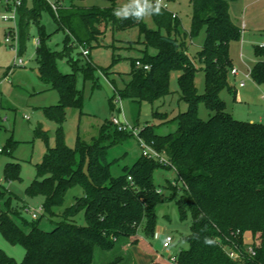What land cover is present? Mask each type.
Returning <instances> with one entry per match:
<instances>
[{
    "label": "trees",
    "instance_id": "16d2710c",
    "mask_svg": "<svg viewBox=\"0 0 264 264\" xmlns=\"http://www.w3.org/2000/svg\"><path fill=\"white\" fill-rule=\"evenodd\" d=\"M58 1L55 10L45 0H31L30 4L23 1L17 8L18 53L25 49L29 26L34 21L38 73L57 90L60 100L46 109L48 117L58 125L54 145L47 146L41 161L35 164L34 178L25 189L28 196H42L41 213L30 221L23 218L12 206L9 193L5 199L7 191L0 189V234L9 244L24 249L20 261L0 249V264H93L96 248L101 250L96 257H101V264H136L130 248L138 242L139 229L147 240L154 237L156 206L164 198L162 188L153 181L157 168L174 171L181 186V194L175 200L179 217L184 219L188 213L191 219L190 232L183 237L188 246L181 248L173 261L168 260L170 264H264V122L235 119L221 97L223 90L233 98L236 95L229 82L233 67L229 45L241 33L229 11V3L234 0H190L188 32L181 29L177 16L162 6L159 14L150 13L157 26L152 29L142 19L114 14L131 7L132 0L122 6L117 5V0H107L106 7H84L73 4L74 0L64 6ZM44 8L54 16L58 28L66 30L60 51L46 47L49 35L39 20ZM203 25L205 36L196 52L200 63L197 66L187 52V37L191 39ZM135 26L144 35L145 50L134 59L130 80L117 90L118 95L138 103L142 99L152 103L171 92L170 75L176 70L180 72V98L187 106L179 114L173 132L161 135L148 124L140 130V136L163 153L166 164L140 153L132 165L123 166L119 174L113 175L108 148L132 134L117 130L110 122L104 123L91 143L77 137L75 146L69 147L61 127L65 106L80 108L81 95L75 72L61 73L56 60L67 57L74 70L78 68L89 76L96 67L88 56L86 63L77 67V58L70 57L72 49L82 45L89 50L90 40L104 34L108 27L125 30ZM149 45L154 47V53L147 52ZM253 55L256 60L251 67V80L264 85V48L254 46ZM137 60L142 66H136ZM143 65L149 68L144 69ZM198 70L203 72L201 93L195 84ZM199 104L210 112L206 119L198 115ZM35 133L46 140L43 131ZM13 146L8 142V153ZM19 169L18 162H7L4 179L21 180ZM75 186L80 187L81 194L58 213L56 209L63 206L65 194ZM164 188L169 191L168 199L175 198L178 185L168 182ZM22 207L24 210L27 205ZM81 211L83 224L76 221ZM43 215L52 223L50 229L39 226ZM116 244L119 245L115 248ZM245 245H251L254 255L247 254ZM229 249L239 250L241 256L229 257ZM111 250L114 254L106 256L105 252Z\"/></svg>",
    "mask_w": 264,
    "mask_h": 264
},
{
    "label": "rangeland",
    "instance_id": "374dc122",
    "mask_svg": "<svg viewBox=\"0 0 264 264\" xmlns=\"http://www.w3.org/2000/svg\"><path fill=\"white\" fill-rule=\"evenodd\" d=\"M7 6V0H0V149L8 148V142L13 143L12 152L3 149L0 152V189L3 188L11 196V204L18 208L23 218L31 220L28 212L22 205L36 208L42 202V196H28L25 192L35 175V164L39 163L47 146H53L57 122L48 117L46 109L59 103L60 96L51 84L43 81L38 73V61L35 55L37 28L32 21L29 26V36L25 49L18 53V13L12 1ZM49 5L58 0H45ZM64 6L70 4V0H59ZM126 0H117V5H124ZM166 8L174 13L180 23L181 29L189 31L191 27L192 5L190 0H164ZM31 0H28V4ZM73 4L84 7H106L107 0H74ZM50 8H52L50 6ZM231 18L240 26V38L231 41L229 54L234 67L243 71L252 67L255 62L253 48L264 39V0H234L229 3ZM14 14L12 18L11 15ZM9 16L8 19L2 17ZM40 23L43 24L46 34V47L50 50L60 51L64 46L66 30L58 28L54 16L48 9L40 11ZM143 23L152 29L156 24L151 14L145 15ZM244 25V26H243ZM10 37H9V32ZM14 31L16 33H14ZM164 30L161 29V32ZM15 34L17 36H15ZM205 36V25L191 39L187 37L188 54L194 59L197 66L196 52L200 48ZM10 38V41H6ZM76 44V43H75ZM77 45V44H76ZM81 46H75L70 57L77 58L76 66L81 67L86 63V57L80 53ZM148 53H154L153 46H148ZM144 35L137 26L125 30H113L108 27L104 34L97 39L90 40L88 59L93 69L87 76L78 68L75 70L68 63L67 57L56 60L57 68L61 73L75 72L76 88L81 95V107L65 106V119L61 125L64 134V142L69 147H74L77 137L91 143L98 137L104 123H109L112 116L125 120L128 124L141 130L145 125H151L154 132L167 134L173 132L179 123V114L186 110V102L180 98L177 77L179 71H172L169 80L170 93L154 102L142 99L139 103L128 98H120L119 103L113 106V100L117 99V90H121L130 80V70L134 59L144 54ZM17 58L23 61L22 65L14 64ZM241 75L229 74V82L236 90L235 98L227 90L221 92L225 101L226 110L238 120L264 122V85H258L251 79L246 80L244 86H238ZM203 72L198 70L195 74V84L199 93L203 91ZM112 102V104H111ZM120 106L121 110L117 107ZM157 112L158 114H154ZM209 111L203 104L198 106V115L202 119L209 116ZM107 121V122H106ZM36 130L46 134V140L36 135ZM112 132V128H109ZM108 143V140L105 141ZM10 150V149H9ZM140 156V147L137 137L128 135L118 143L108 148L107 158L112 161L111 173L117 175L125 165H132ZM20 164L19 174L21 180H5L3 177L4 165L9 162ZM153 181L159 185L164 193V198L156 206L155 235L147 240L141 229L136 236L138 242L133 248V258L136 264H168L165 258L169 254L177 253L188 244L183 237L190 232L191 219L187 213L186 218L180 219L176 198L181 194V186L172 169L157 168L153 173ZM175 181L178 185L175 198L168 199L169 191L164 188L168 182ZM81 194L78 186L70 188L64 197L63 206L56 209L60 213L64 207L71 204L74 196ZM1 202V201H0ZM2 203V202H1ZM57 218L54 217L53 220ZM79 224L84 223L83 212L76 216ZM39 226L50 229L47 215L39 218ZM172 236V242L165 250L162 246L166 235ZM119 244L115 245L118 246ZM0 249L7 255L20 261L24 255V249L19 245L9 244L0 234ZM150 252L156 253V262H151ZM101 250L95 249V256H99ZM114 254V250L105 252L106 256ZM93 264H101V257L96 258ZM106 261V259H104Z\"/></svg>",
    "mask_w": 264,
    "mask_h": 264
},
{
    "label": "built area",
    "instance_id": "2783aa9c",
    "mask_svg": "<svg viewBox=\"0 0 264 264\" xmlns=\"http://www.w3.org/2000/svg\"><path fill=\"white\" fill-rule=\"evenodd\" d=\"M12 1V5L15 7V8H18L23 1H27V0H11ZM10 1L7 0V8H8V5L10 4L9 3ZM152 3L154 4L155 3V0H152ZM52 7V9H56V5L55 4H51L50 5ZM162 7L166 8V3L164 2L163 0V3L161 5ZM173 16H176L174 13H173ZM9 16H6L4 15L2 18L3 19H8ZM11 17L13 18L14 17V14L11 15ZM244 26V25H243ZM241 29L243 30V27H241ZM10 33L11 31L9 32V37H10ZM14 33H16L14 31ZM15 36H17L15 34ZM6 41H10V38H6ZM258 47L260 48H264V39L261 40V42H259L257 44ZM80 53L87 57L88 54H89V50L87 47L85 46H82L80 47ZM14 64H19V65H22L23 64V61L20 59V58H17L16 62L14 60ZM136 66H142L141 62L139 60H137L135 62ZM143 68L144 69H148L149 66L148 65H143ZM250 72H251V67L243 70V71H240L239 69H237L236 67H232L231 70H230V73L232 75H241L240 76V79L238 80V86L242 87L245 85L246 83V80H249L251 79V75H250ZM117 96L118 98L117 99H114L113 100V106L116 104V103H119L120 101V96L118 95L117 93ZM261 98L264 99V93L261 94ZM118 110H121L120 106L117 107ZM110 123L112 124V126H114L117 130L119 131H127L128 133L134 135L135 137H137V141H138V144H139V147H140V153L147 157V158H150V159H156L159 163H162V164H166L167 163V159L166 157L163 155V153L157 151L151 144L147 143L141 136H140V130L139 129H136L134 126L128 124L125 120L123 121H120L119 118L115 117V116H112L111 119H110ZM1 150V149H0ZM130 179V177L128 178ZM172 184L173 185H177V182L175 181H172ZM182 184V183H181ZM24 211L28 212L30 218H36L38 217V215L41 213L42 211V208L40 206H37L36 208H29L28 206L24 209ZM172 236L171 235H166L163 239V243H162V246L165 250H168L171 242H172ZM249 240V238L247 239ZM247 246V247H246ZM245 248H246V251H247V254L248 255H254V250L253 248L251 247V245H245ZM228 255L229 257L231 258H239L241 255H240V251L237 250H233V249H229L228 251ZM167 259V261L169 260L170 262L174 260L175 258V253L173 254H169L168 256L165 257Z\"/></svg>",
    "mask_w": 264,
    "mask_h": 264
},
{
    "label": "clouds",
    "instance_id": "9594fccd",
    "mask_svg": "<svg viewBox=\"0 0 264 264\" xmlns=\"http://www.w3.org/2000/svg\"><path fill=\"white\" fill-rule=\"evenodd\" d=\"M163 0H132L131 7H125L123 9L116 10L114 14L117 17L128 18L129 16L134 17L137 20L143 19L145 15L150 13H160L161 5Z\"/></svg>",
    "mask_w": 264,
    "mask_h": 264
},
{
    "label": "crops",
    "instance_id": "0c3cea01",
    "mask_svg": "<svg viewBox=\"0 0 264 264\" xmlns=\"http://www.w3.org/2000/svg\"><path fill=\"white\" fill-rule=\"evenodd\" d=\"M234 66V65H233ZM134 246H136V245H133V246H131V252L133 253V248H134ZM134 255V254H133ZM150 257H151V262L150 263H154V262H156L157 260H156V258H157V256H156V253H153V252H150ZM136 260V259H135ZM168 264H170L169 262H168Z\"/></svg>",
    "mask_w": 264,
    "mask_h": 264
}]
</instances>
